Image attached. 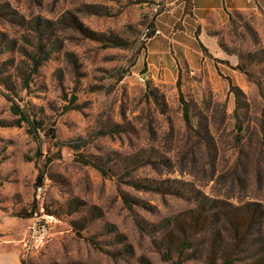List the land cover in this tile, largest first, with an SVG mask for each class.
Segmentation results:
<instances>
[{
	"label": "rangeland",
	"instance_id": "1",
	"mask_svg": "<svg viewBox=\"0 0 264 264\" xmlns=\"http://www.w3.org/2000/svg\"><path fill=\"white\" fill-rule=\"evenodd\" d=\"M156 4L0 0V240H21L37 216L50 227L39 251L21 244L23 264H171L161 249L184 238L204 197L264 204V156L237 144L230 93L232 84L245 95L254 142L256 119L264 129V11L214 21L233 64L204 46L202 56L168 46ZM242 55L260 60L246 58L248 76L236 69ZM13 104L39 123L37 136Z\"/></svg>",
	"mask_w": 264,
	"mask_h": 264
},
{
	"label": "trees",
	"instance_id": "2",
	"mask_svg": "<svg viewBox=\"0 0 264 264\" xmlns=\"http://www.w3.org/2000/svg\"><path fill=\"white\" fill-rule=\"evenodd\" d=\"M187 3H191V0H188ZM186 12L191 14L190 10ZM247 57L249 64L253 63V59L257 63L260 60L257 61V58L251 55L239 57V64L236 69L248 76V64L244 62ZM33 61L36 63L37 57H34ZM25 81L26 88H28V81ZM230 93L235 95L233 119L235 120L237 144L240 147L244 145L249 150H260L264 156V141L261 140L264 137L262 117L256 119L258 126L261 125L260 130L257 131L256 140L246 144L244 134L246 129L242 123L245 95L240 88L232 84H230ZM181 104L183 106V120L185 125L190 128L192 126L190 107L182 97ZM246 107L249 106L246 105ZM11 110L15 116H22L17 124L26 122L32 127L29 130L30 134L37 136L36 131L40 126L39 123L27 119L16 104L12 105ZM225 115L226 112L224 111ZM256 163L264 164V157L262 159L256 157ZM200 203L204 207V212L198 214L194 210L186 216L189 221L185 226L184 238L176 245H167L165 251L161 249L163 258L167 262L171 264H188L190 262L201 264H264V204L247 202L235 205L223 200H213L205 197ZM182 216L184 215L173 220L178 221ZM22 217L29 218L30 215L24 214ZM172 229L180 231L179 222H176ZM252 230H255V232L258 230L259 236L254 237L255 232H252ZM197 241L199 242L196 243ZM172 247H176L175 253H173ZM242 256L243 258L244 256L249 258L244 261L245 259L243 260Z\"/></svg>",
	"mask_w": 264,
	"mask_h": 264
},
{
	"label": "crops",
	"instance_id": "3",
	"mask_svg": "<svg viewBox=\"0 0 264 264\" xmlns=\"http://www.w3.org/2000/svg\"><path fill=\"white\" fill-rule=\"evenodd\" d=\"M185 1L156 0L155 7L163 6L165 8V11L156 20L157 31L164 35L168 46L176 51L185 52L187 56L191 53L202 56L201 46H204L222 60L230 61L231 59L225 53L219 51L216 37L211 33L214 30V21L227 22L231 12L264 11V0H191V14H187L185 12L187 9L185 3L187 2ZM164 15H168V17L160 20V17ZM180 21L181 29H176L177 23ZM231 62L235 64L234 61L231 60ZM24 237L21 240H0V264H23L21 244Z\"/></svg>",
	"mask_w": 264,
	"mask_h": 264
},
{
	"label": "built area",
	"instance_id": "4",
	"mask_svg": "<svg viewBox=\"0 0 264 264\" xmlns=\"http://www.w3.org/2000/svg\"><path fill=\"white\" fill-rule=\"evenodd\" d=\"M49 234V221L46 217H35L22 242L25 253L42 249L47 243Z\"/></svg>",
	"mask_w": 264,
	"mask_h": 264
}]
</instances>
